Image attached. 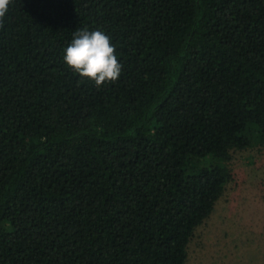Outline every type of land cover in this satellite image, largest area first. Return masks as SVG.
Masks as SVG:
<instances>
[{"label":"trees","instance_id":"1","mask_svg":"<svg viewBox=\"0 0 264 264\" xmlns=\"http://www.w3.org/2000/svg\"><path fill=\"white\" fill-rule=\"evenodd\" d=\"M122 64L64 61L78 29ZM264 146V0H11L0 27V264H187Z\"/></svg>","mask_w":264,"mask_h":264},{"label":"rangeland","instance_id":"2","mask_svg":"<svg viewBox=\"0 0 264 264\" xmlns=\"http://www.w3.org/2000/svg\"><path fill=\"white\" fill-rule=\"evenodd\" d=\"M231 180L195 232L187 264H264V146L233 154Z\"/></svg>","mask_w":264,"mask_h":264},{"label":"clouds","instance_id":"3","mask_svg":"<svg viewBox=\"0 0 264 264\" xmlns=\"http://www.w3.org/2000/svg\"><path fill=\"white\" fill-rule=\"evenodd\" d=\"M10 3L11 0H0V27ZM63 59L81 77L94 80L97 87L116 81L123 67L118 62L110 38L102 31H89L86 28L74 32Z\"/></svg>","mask_w":264,"mask_h":264}]
</instances>
